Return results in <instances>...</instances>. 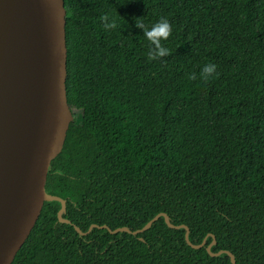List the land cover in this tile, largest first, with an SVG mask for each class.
Returning a JSON list of instances; mask_svg holds the SVG:
<instances>
[{"label":"trees","instance_id":"1","mask_svg":"<svg viewBox=\"0 0 264 264\" xmlns=\"http://www.w3.org/2000/svg\"><path fill=\"white\" fill-rule=\"evenodd\" d=\"M73 119L40 215L11 264H231L159 217L216 238L237 264H264V0H64ZM107 14L117 27L105 29ZM167 18L149 61L139 24ZM216 65L213 78L201 68ZM195 73L196 79L190 80ZM142 238V239H140Z\"/></svg>","mask_w":264,"mask_h":264},{"label":"water","instance_id":"2","mask_svg":"<svg viewBox=\"0 0 264 264\" xmlns=\"http://www.w3.org/2000/svg\"><path fill=\"white\" fill-rule=\"evenodd\" d=\"M65 25L64 0H0V264L12 263L44 202L58 201V221L72 224L63 217L66 200L45 189L50 163L61 152L73 119L66 93ZM159 217L169 228H183L190 247H204L213 257L226 254L237 264L229 250H211L213 234L210 243L205 237L194 244L189 228L173 224L164 212L136 230L105 224H91L86 231L73 227L82 236L93 228L137 235Z\"/></svg>","mask_w":264,"mask_h":264},{"label":"clouds","instance_id":"3","mask_svg":"<svg viewBox=\"0 0 264 264\" xmlns=\"http://www.w3.org/2000/svg\"><path fill=\"white\" fill-rule=\"evenodd\" d=\"M100 20L105 29H115L117 24L114 19L107 14L102 15ZM142 32L143 37L148 43L147 59L149 61L165 57L169 54V49L162 45L161 41L166 40L171 33V25L167 18L161 17L158 21L152 23L150 26L143 24L137 25ZM216 65L213 63L205 64L200 71L201 80L207 81L215 75ZM190 80L196 79V74L192 73L188 77Z\"/></svg>","mask_w":264,"mask_h":264}]
</instances>
